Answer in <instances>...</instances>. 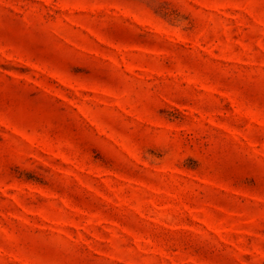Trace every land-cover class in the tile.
I'll return each instance as SVG.
<instances>
[{"label":"rangeland","instance_id":"1","mask_svg":"<svg viewBox=\"0 0 264 264\" xmlns=\"http://www.w3.org/2000/svg\"><path fill=\"white\" fill-rule=\"evenodd\" d=\"M0 264H264V0H0Z\"/></svg>","mask_w":264,"mask_h":264}]
</instances>
